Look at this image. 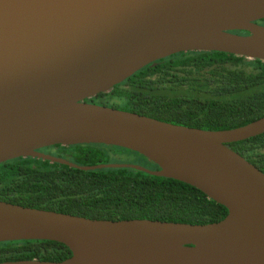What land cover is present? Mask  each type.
I'll return each instance as SVG.
<instances>
[{"label":"water","instance_id":"obj_1","mask_svg":"<svg viewBox=\"0 0 264 264\" xmlns=\"http://www.w3.org/2000/svg\"><path fill=\"white\" fill-rule=\"evenodd\" d=\"M264 0H0V164L37 158L81 171L132 168L175 180L224 207L219 222L97 220L0 201V243L55 242L61 262L264 264V174L228 145L264 134V117L211 131L93 104L179 53L264 62ZM246 33V34H242ZM98 145L158 166H79L40 150Z\"/></svg>","mask_w":264,"mask_h":264},{"label":"trees","instance_id":"obj_2","mask_svg":"<svg viewBox=\"0 0 264 264\" xmlns=\"http://www.w3.org/2000/svg\"><path fill=\"white\" fill-rule=\"evenodd\" d=\"M257 23L264 26V19ZM88 101L174 125L230 130L264 117V62L217 52L179 53ZM228 146L264 174V134ZM40 151L79 166L124 164L120 154H129L136 157L131 165L159 169L146 158L115 147L52 146ZM0 201L97 220L204 225L227 215L202 192L175 180L132 168L81 171L37 158L0 164ZM70 256L55 242L0 243V263L61 262Z\"/></svg>","mask_w":264,"mask_h":264},{"label":"rangeland","instance_id":"obj_3","mask_svg":"<svg viewBox=\"0 0 264 264\" xmlns=\"http://www.w3.org/2000/svg\"><path fill=\"white\" fill-rule=\"evenodd\" d=\"M120 155H121L120 156L121 159L124 158V161H123L124 164H133L135 162L136 157H133L132 155H129V154H120Z\"/></svg>","mask_w":264,"mask_h":264}]
</instances>
